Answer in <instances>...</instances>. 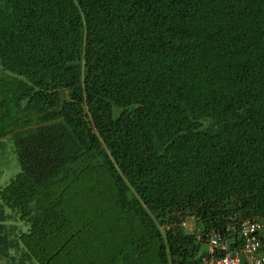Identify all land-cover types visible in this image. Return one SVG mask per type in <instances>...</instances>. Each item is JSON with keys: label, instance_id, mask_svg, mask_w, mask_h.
<instances>
[{"label": "trees", "instance_id": "obj_1", "mask_svg": "<svg viewBox=\"0 0 264 264\" xmlns=\"http://www.w3.org/2000/svg\"><path fill=\"white\" fill-rule=\"evenodd\" d=\"M0 70V259L185 263L162 223L264 212V0H0Z\"/></svg>", "mask_w": 264, "mask_h": 264}, {"label": "built area", "instance_id": "obj_2", "mask_svg": "<svg viewBox=\"0 0 264 264\" xmlns=\"http://www.w3.org/2000/svg\"><path fill=\"white\" fill-rule=\"evenodd\" d=\"M179 212V211H178ZM220 229L205 227L193 214L178 215L162 229L181 228L191 240L186 262L168 257L167 264H264V212L251 217H233ZM192 219V220H191Z\"/></svg>", "mask_w": 264, "mask_h": 264}, {"label": "rangeland", "instance_id": "obj_3", "mask_svg": "<svg viewBox=\"0 0 264 264\" xmlns=\"http://www.w3.org/2000/svg\"><path fill=\"white\" fill-rule=\"evenodd\" d=\"M0 75H3L1 70ZM17 170L18 163L14 152L12 137L10 134H6L0 138V185L6 183ZM16 224L21 229L27 227L21 220H17ZM10 252L13 251L10 250ZM15 260L17 261L18 257H12L10 255L4 256L0 259V264H15Z\"/></svg>", "mask_w": 264, "mask_h": 264}]
</instances>
